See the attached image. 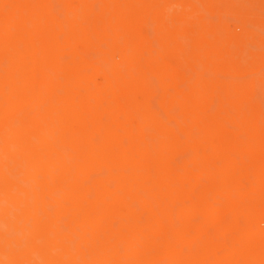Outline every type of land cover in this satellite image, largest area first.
<instances>
[{
  "label": "clouds",
  "instance_id": "obj_1",
  "mask_svg": "<svg viewBox=\"0 0 264 264\" xmlns=\"http://www.w3.org/2000/svg\"><path fill=\"white\" fill-rule=\"evenodd\" d=\"M0 264H264V0H0Z\"/></svg>",
  "mask_w": 264,
  "mask_h": 264
}]
</instances>
